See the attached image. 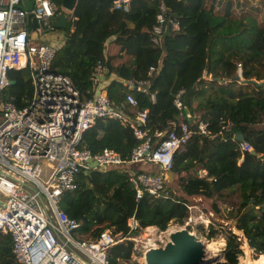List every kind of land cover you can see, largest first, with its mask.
<instances>
[{
    "label": "trees",
    "instance_id": "1",
    "mask_svg": "<svg viewBox=\"0 0 264 264\" xmlns=\"http://www.w3.org/2000/svg\"><path fill=\"white\" fill-rule=\"evenodd\" d=\"M161 3L168 11L166 30L154 42L152 30ZM173 19L178 21L175 30ZM61 31L64 41L51 70L68 76L80 99L93 96L97 82L93 72L101 65L105 77H110L105 89L108 98L119 102L131 92L136 109L147 110L149 134L179 131L182 123L196 130L200 121L207 131L194 132L185 148L174 153L171 172L178 187L166 182V193L158 197L145 193L136 198L128 173L118 166L80 171L77 187L60 200V208L80 223L76 238L95 240L104 229L132 237L149 226L164 230L171 223L183 224L190 197L200 196L210 200L216 217L234 221L256 254H264V91L217 84L239 80L240 64L243 82L263 87L255 79L264 80V0H131L127 11L115 9L112 1L78 0ZM150 66H158L152 76ZM204 73L210 75L208 84L202 81ZM7 78L15 84L3 90L2 98L23 107L33 88L28 70L10 69ZM119 78L149 79L148 91L128 89ZM178 93L181 109L174 105ZM236 133L244 136L255 154L240 150L233 140ZM151 139L154 145L159 141ZM139 143L129 126L98 119L83 132L80 144L93 153L111 148L128 159ZM200 169L212 179L200 177ZM131 217L139 228L130 229ZM213 223L208 231L202 224L196 227L208 241L225 239L222 258L213 264H239L241 236ZM132 252L131 240L116 244L109 249V263L137 264ZM0 264H19L8 233H0Z\"/></svg>",
    "mask_w": 264,
    "mask_h": 264
},
{
    "label": "built area",
    "instance_id": "2",
    "mask_svg": "<svg viewBox=\"0 0 264 264\" xmlns=\"http://www.w3.org/2000/svg\"><path fill=\"white\" fill-rule=\"evenodd\" d=\"M130 1L113 0L112 4L115 9L127 11ZM59 12L68 20L73 16V10L62 6L61 0H34L31 10L25 9L23 0H0V233L10 235L12 252L19 264H110L109 249L128 239L134 241L135 236L125 237L121 232L104 229L95 240L76 238L80 223L60 208L62 195L77 187L80 171L118 166L128 173L136 198L145 193L158 197L166 193L174 153L185 148L194 132L206 134V124L200 121L193 130L182 123L179 131L149 134L147 110L136 109L137 101L131 92L119 102L108 98L103 81L106 70L101 65L93 72L97 81L93 96L80 99L71 79L51 70L55 52L64 41L63 31L51 24V17ZM29 13L35 19V29H31ZM167 13L161 3L152 30L154 42H159L166 30ZM170 22L172 30L178 28L176 19ZM37 36L40 42L36 44ZM10 69L28 70L33 88L23 107L2 98L3 90L10 85ZM157 70L158 66H150L148 73L152 76ZM205 76L208 75L204 73L202 77ZM237 76L241 77L240 64ZM119 80L128 89L140 92H147L150 84L149 79ZM149 94L154 102L155 92ZM174 105L183 108L179 93ZM186 116L190 119L188 113ZM98 119H114L131 128L140 143L128 159L111 148L93 153L81 146L83 132ZM152 136L159 138L156 145ZM238 145L242 152L253 150L246 141ZM90 161L97 164L96 168L90 167ZM145 165H154L156 170L142 168ZM198 175L206 177V171L200 169ZM187 207L189 216L173 230L191 228L197 221L208 222L197 205L190 203ZM128 226L137 229L139 223L131 217ZM158 230L157 240L162 246L166 241L161 234L169 235L170 231Z\"/></svg>",
    "mask_w": 264,
    "mask_h": 264
},
{
    "label": "water",
    "instance_id": "3",
    "mask_svg": "<svg viewBox=\"0 0 264 264\" xmlns=\"http://www.w3.org/2000/svg\"><path fill=\"white\" fill-rule=\"evenodd\" d=\"M33 1L23 0V5L26 10H31ZM77 1L61 0V4L69 10H74ZM28 17L31 19V29H35L36 23L32 17V13H29ZM68 21V17L63 12H59L57 15L51 17L52 26L59 30H64L68 25ZM9 84H15V80H10ZM234 140L238 142L245 141L241 133H236ZM250 152L255 154L254 150ZM89 165L93 168L97 166L94 161H90ZM169 174L173 173L170 172ZM3 197L6 198L5 195ZM206 256L205 242L197 234L189 231L188 228H181L170 231L168 240L164 245L148 248L144 253V260L146 264H213L218 261L217 257L207 260Z\"/></svg>",
    "mask_w": 264,
    "mask_h": 264
},
{
    "label": "rangeland",
    "instance_id": "4",
    "mask_svg": "<svg viewBox=\"0 0 264 264\" xmlns=\"http://www.w3.org/2000/svg\"><path fill=\"white\" fill-rule=\"evenodd\" d=\"M88 2H91V1H88ZM32 32V31H30ZM32 37H36V34L32 33ZM39 39H38V36L37 38L35 39V43H39ZM211 78H210V75L208 76H205L203 78V83H207L208 84V81H210ZM257 83H262L261 85L263 86L262 88H255L252 84H247L246 82H243V79H242V76L239 77V80H225L223 82H217V84H220L222 86H236L237 88H241V89H245V91H252V92H262L264 91V80H258V79H255ZM171 187L172 188H177L178 187V179H175L174 180V184H171ZM198 199V198H197ZM191 200H194V198H192ZM199 200V199H198ZM197 206H198V209L200 211H202V213L204 214V217L203 219H207L208 218V222H203V226L205 228V231H208V224L209 223H212V221L214 222V226L215 227H219L222 226L224 228H228V229H231L235 234L241 236V239H242V244H241V249H242V253L238 256V261H239V264H247L245 262V258H246V252H247V249L250 251L249 252V257L251 259H255L256 257H258V255L260 254H256L254 252V250L252 248L249 247L248 243H247V239L244 237V235L242 234L241 231H238L235 229V227L233 226L234 225V221L232 220H223L219 217H216V215L214 214V212L211 210V208H209V204H210V200L209 199H205V198H201L200 201H197L196 202ZM228 209L226 208L225 209V212L227 211ZM209 212L212 213V215H209ZM192 214H196V210L192 212ZM217 221H216V220ZM207 221V220H206ZM198 223H202L201 221H197V223L195 225H193L191 227V232H194L195 234H197L205 243L206 242H215L216 244H214V247L217 248V252L215 253V256L214 254H209L207 252V256L210 257H217L218 260H220L222 258V250H223V247H224V244H225V239H223L221 236L214 239V240H210L208 241L206 239V237L204 235H202L200 232L197 231V225H199ZM206 223V224H205ZM176 228L177 226H179L178 224H169L168 227L166 228V230H164L163 232H168L170 231L169 229L171 227ZM163 236L162 240L163 241H167L168 239V234L167 233H162L161 234ZM160 236V233H159V230L155 227H147L145 229H142L140 230V232L135 235V238L136 239H133L134 241L133 242V252H132V260L137 263V264H144V253L145 251L150 248L151 246L153 245H158L160 246L161 244L158 242V238ZM222 240V245H220L217 241L219 240ZM264 255V254H262Z\"/></svg>",
    "mask_w": 264,
    "mask_h": 264
},
{
    "label": "bare ground",
    "instance_id": "5",
    "mask_svg": "<svg viewBox=\"0 0 264 264\" xmlns=\"http://www.w3.org/2000/svg\"><path fill=\"white\" fill-rule=\"evenodd\" d=\"M174 229V226L173 227H171L169 230L170 231H172ZM219 240V239H218ZM220 245H222V240H219V241H217ZM214 244H216L215 242H206L205 243V248H206V252H208L209 254H214V256H215V253L217 252V248L216 247H214ZM249 250L247 249V254H246V258H245V262L247 263V264H264V255H262V254H260V255H258V257H256L255 259H251L250 257H249ZM213 257L212 256H210V257H208V256H206V259L208 260V259H212ZM144 264H146L145 263V261H144Z\"/></svg>",
    "mask_w": 264,
    "mask_h": 264
},
{
    "label": "crops",
    "instance_id": "6",
    "mask_svg": "<svg viewBox=\"0 0 264 264\" xmlns=\"http://www.w3.org/2000/svg\"><path fill=\"white\" fill-rule=\"evenodd\" d=\"M49 40V39H48ZM104 76V78H103V81L106 83V85H107V83L109 82V78L110 77H105V75H103ZM113 77V76H112ZM142 168H144V169H146V170H156V167L154 166V165H145V166H143ZM176 179V176L174 175V174H168V182L170 183V186H171V184H174V180ZM192 198H194V200H192L191 201V204H197L196 202L197 201H200L201 200V198L202 197H200V196H193V197H190V199H192ZM199 200H198V199Z\"/></svg>",
    "mask_w": 264,
    "mask_h": 264
}]
</instances>
